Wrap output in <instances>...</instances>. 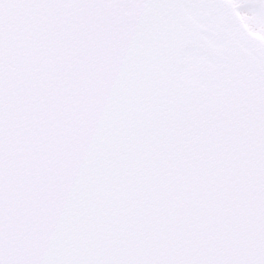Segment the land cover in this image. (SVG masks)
Wrapping results in <instances>:
<instances>
[{"label":"snow or ice","instance_id":"6c2138e0","mask_svg":"<svg viewBox=\"0 0 264 264\" xmlns=\"http://www.w3.org/2000/svg\"><path fill=\"white\" fill-rule=\"evenodd\" d=\"M0 264H264V0H0Z\"/></svg>","mask_w":264,"mask_h":264}]
</instances>
